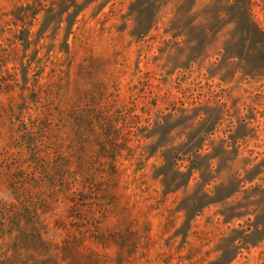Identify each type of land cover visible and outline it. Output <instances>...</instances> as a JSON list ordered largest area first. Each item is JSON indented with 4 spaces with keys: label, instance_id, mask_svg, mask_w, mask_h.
<instances>
[{
    "label": "rangeland",
    "instance_id": "obj_1",
    "mask_svg": "<svg viewBox=\"0 0 264 264\" xmlns=\"http://www.w3.org/2000/svg\"><path fill=\"white\" fill-rule=\"evenodd\" d=\"M31 1L0 0V264H264V0H77L24 49Z\"/></svg>",
    "mask_w": 264,
    "mask_h": 264
},
{
    "label": "trees",
    "instance_id": "obj_2",
    "mask_svg": "<svg viewBox=\"0 0 264 264\" xmlns=\"http://www.w3.org/2000/svg\"><path fill=\"white\" fill-rule=\"evenodd\" d=\"M244 0H236L235 5L244 7ZM82 5L78 4L77 0H32L24 6H17L13 9L12 25L19 27L14 35V40L19 41L24 49L30 45L29 31L34 20L38 19V15L42 14V26L50 25L52 22L57 24L63 20L67 21V29L70 32L72 25L79 12L82 10ZM65 15V16H64ZM247 31L250 33L257 32V27L246 22Z\"/></svg>",
    "mask_w": 264,
    "mask_h": 264
}]
</instances>
